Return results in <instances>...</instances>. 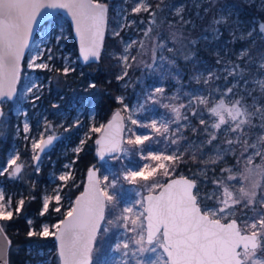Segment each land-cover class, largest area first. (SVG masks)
<instances>
[{
	"label": "snow or ice",
	"instance_id": "6c2138e0",
	"mask_svg": "<svg viewBox=\"0 0 264 264\" xmlns=\"http://www.w3.org/2000/svg\"><path fill=\"white\" fill-rule=\"evenodd\" d=\"M208 5L209 7L204 8L205 13L214 8L215 11L212 15L211 23L205 30L206 32L210 33L213 38L219 39L220 28L218 26H225L231 30L234 40L250 41L249 45L242 49L237 57L241 61L247 58V68L241 67L240 64H235L230 60L217 59L216 62L218 64H224L223 70L226 73L224 78L227 79L228 76H231L246 80V76L250 74L253 67L264 71V51H260L258 56L250 55L253 45L257 43V39L264 42V22L245 31L238 17L235 20L232 19L234 12L230 6L221 3L217 7V0H208ZM195 7H201L199 0H197ZM41 8L66 9L71 15L76 26V32L80 37V51L84 61L87 62L90 58L99 59L108 12V5L106 3H102L100 0H0V105L5 100H12L16 94L15 86L20 79L21 60L24 55V49L28 47L33 25L36 23ZM150 8L151 6L147 3V0H137L132 12H149ZM184 10V5L177 7L175 9L176 15L181 16ZM150 14L153 17L156 15L155 12H151ZM181 20L183 24L194 25L195 23L191 19L184 20L182 16ZM152 22L155 23V20ZM151 31L152 29L149 28L145 32V36ZM115 35H119V32H116ZM171 39L174 43L179 42L181 45H184L186 38L183 33L173 32ZM203 39L207 41L209 36L205 35ZM196 43L197 41L194 39L188 41L190 45H195ZM131 47V42L126 44L123 49L124 54L120 56L125 69L131 67V64L128 63ZM157 47L164 49L165 44H158ZM141 48H143V43H141ZM155 51L156 48H153L154 63ZM167 51L172 52L173 49L167 48ZM217 56L219 57L218 53ZM36 59H41L39 53L29 64V67L51 70L47 63L36 64ZM131 59L135 61V56H132ZM165 59L161 57V68ZM184 59L194 61L195 53L191 49H188L184 54ZM257 59L259 60L258 64ZM169 63L174 64L175 61L170 60ZM63 71L67 74L69 69L65 68ZM127 75L128 73L125 70L117 79L123 80ZM214 75V73H209L205 79V83L212 80ZM215 78L220 79L221 77L216 76ZM195 79L199 82L200 76L197 75ZM253 82L261 94L262 102L257 104L255 97H253L252 111L249 110L248 105L244 102V95L228 103L225 102L224 98H220L213 101L211 107H208V96H195V102L198 105H203L210 116L215 118L210 123L211 128L218 132L222 125H227L224 129L226 132H239L241 134L235 140L228 139V144H242V156L247 152L248 148L256 150L253 154L247 156L245 161L246 167L238 174L242 181L238 187L239 198L225 185L223 186L224 198L219 201L222 206L205 208L202 211L201 207L197 204V196L192 191L196 186L195 181L181 177L166 185L159 182L142 185L143 187H147L149 193L157 187L163 188V191L157 196L151 194L147 196V206L142 212L138 213L136 219H131V217L126 215L127 213H131L133 208L124 207L122 214L116 216L115 219L107 221L109 225H118L119 221H124L122 227L128 229V221L131 219L132 227L130 230L137 233L134 240L131 241L136 246L135 250L130 249V244L126 241L117 243L115 246L116 251H120L123 248L126 250L123 252V256L128 257L131 255L135 257L137 252L140 254L147 251L155 252L156 247H153V245H156L163 249L167 259L161 256L159 260L153 261L152 264H264V215H260L252 221H245L243 229L234 219L227 224L221 223V219L226 218L230 214L226 211L227 209L244 201H246L245 207L253 205L257 196L256 190L261 186L262 181H264V134L257 135L256 141L251 144L248 139L241 140V136L248 135L243 126L247 125L249 128L256 127L252 123V119L257 117V114L261 121L259 126L264 129V78H256ZM31 87L38 86L32 84ZM91 87H95V84H92ZM234 88H239V83L234 84L232 87H227L226 90L221 92V97L233 94ZM155 92L163 93L164 88L158 87L155 89ZM247 95L252 96V92L248 91ZM36 98L39 99L38 96ZM171 99H176V97H172ZM118 100L123 104V97H119ZM158 102V100L153 99V103ZM192 103L193 100L190 98L189 104ZM163 107L170 108L175 114V122L179 124L182 118L181 109L186 107V105L163 104ZM125 110H127V106H125ZM3 115V108L0 106V117H3ZM25 115L27 114L25 113ZM192 115H197L196 111H193ZM183 118L187 119V116L184 115ZM122 119L120 112L117 111L113 117V122L107 126L109 131L103 140L107 142V150L110 152L120 150L121 133L123 131ZM128 119L131 120L133 125L150 128L157 134L162 135L169 131L168 123H160L159 126L155 120L150 124L141 123L133 119L131 115ZM199 122L200 124H205L207 121L201 118ZM161 129H163V132H161ZM100 130L99 128L92 129L94 132ZM23 131L25 133L30 131L27 122L24 124ZM209 137L208 144L217 139L215 133H209ZM56 139L57 137L54 135H48L45 139L43 134H41L38 140L32 139V159L39 162L41 157L37 153V149H39V153H44ZM151 139L152 136L150 134L132 132L127 143L129 145H144L145 141ZM171 142L179 144L178 139H172ZM96 143L102 144V140H97ZM80 150L79 147L75 149L76 152ZM140 152L142 160L159 163L156 165L145 163L135 170L126 171L123 179L131 184H136L138 180L148 181L154 177L158 169H163V175L168 176L169 170L164 161L175 162L183 160V154H177L179 150H175L172 154H163L152 151L151 146H149L148 150L141 148ZM99 154L100 158L103 159L104 147L101 148ZM254 157H260L261 163L251 167L254 164ZM222 158L223 155L217 153L216 157H210L204 163H216L217 160ZM20 159L19 153L14 152L6 161L5 166L0 167V175L7 173L10 179H17L24 169L23 163H17ZM192 159H196L195 155L192 156ZM9 169H11L10 172L8 171ZM224 171L229 173L227 180L231 181L237 178L233 174L232 169L226 168ZM70 175V173H67L60 176L59 179L66 180ZM94 178L95 172L90 171L88 190L76 200V207L67 211L66 218L52 226L55 228V232H50L46 224L42 226L40 231L32 229L28 232L30 237L39 236L45 238L54 236L58 241V256L61 264H91L93 245L98 232H100L101 222L105 220L106 202L115 200V196L110 195L107 190L100 188V181ZM107 179L108 177L105 176L104 180L107 181ZM110 186L115 188L116 180ZM52 199L59 204V194L43 198L41 215L48 211V204ZM24 204L25 200L19 199L16 202L15 208H13L11 196L6 199L3 188H0V221H11L14 218V213L19 215ZM261 204L264 206V200L261 201ZM54 210L59 212L60 208L56 207ZM145 213H147L146 216ZM221 213L224 216H220ZM141 216L145 217L146 225L143 222L137 225V220ZM28 223L31 225L33 221L29 220ZM137 227L140 229L139 232H137ZM107 230L105 228V231ZM2 232H4V226L0 224V233ZM122 264H128V261L125 260ZM137 264H143V262L137 261Z\"/></svg>",
	"mask_w": 264,
	"mask_h": 264
},
{
	"label": "rangeland",
	"instance_id": "374dc122",
	"mask_svg": "<svg viewBox=\"0 0 264 264\" xmlns=\"http://www.w3.org/2000/svg\"><path fill=\"white\" fill-rule=\"evenodd\" d=\"M126 4H120L116 8V25H115V33L119 32V34H123V41L124 46L126 44L132 43V47L130 49V56L128 63L133 65V60L131 59L132 56L139 54L142 58L145 55H148L147 51L151 44H148L147 38L145 36V32L148 31L149 28H152L153 25H156L158 21L161 19L159 18V9L153 10L152 5L155 3L154 0H147V3L151 6L150 13L155 12V17H151L150 20L145 21L143 17H139L143 14L144 11L140 13H133L132 9L135 6L137 0H126ZM197 0H179L175 5L168 6V11L165 12L166 17H174V23H181L182 26L187 27L191 24H183L181 20V16L184 20H193L196 23V17L201 14V10L204 3H208V0H199L201 5L200 8L195 7ZM229 5L234 15L232 17L233 20L239 18V21L244 26L245 31L250 28L257 26L259 23L264 22L262 20L257 19V24H250L245 21L241 17V11L236 6L237 4ZM181 5L185 6L184 12L181 16H177L175 9ZM163 7V6H162ZM161 7V11L163 8ZM199 13V15H197ZM155 20V23L152 21ZM212 16L210 18L209 23H211ZM150 21V22H149ZM176 21V22H175ZM109 22V20H108ZM194 23V25H195ZM192 25V26H194ZM220 28V36L222 35V28L225 26H218ZM108 28V27H107ZM226 29L231 33V30L226 27ZM167 34H163L162 31L157 32L154 34V45L152 46V56L153 48H156L155 51V63L149 68H143L142 72L138 76H131L129 74L130 68L125 69L128 73L127 76L124 77L122 80L123 86L126 89H130L131 92L122 94L120 97H123V113L125 114L126 118V131H125V139L123 150L120 155L109 157L104 161H98L96 167L100 170L101 176V186L102 189H105L109 192L110 195L115 196V200L112 202H107L106 204V215L105 220L103 221L99 235L96 239V244L92 252V262L91 264H122L123 261L127 260L128 264H137V261H142L143 264H152L153 261L159 260L161 256L164 259H167L165 253L163 252L162 248H159L156 245V251H147L143 254L137 252L135 257L129 255L128 257L123 256V252L126 251L125 249L121 248L120 251L115 250V246L117 243L129 242L130 249L135 250L136 246L131 243L132 240L136 237L137 233L132 232L130 229L132 227L131 219H136L138 213L142 212L145 208V195L149 193L147 187H143L142 185L145 184H153L159 182L160 184H164L167 178H172L175 175V170L172 168L175 162L173 161H164L166 166L169 170V175H163V169H158L157 173L154 175L153 178H150L148 181L138 180L136 184H131L128 181L123 179V175L126 171L135 170L136 168L142 166L145 163H150L152 165H156L159 162L156 161H145L141 159V152L140 149L143 148L145 150L149 149L151 146L152 151L156 153H163V154H172L175 150H179L177 154H183L182 144L187 138L186 130L187 129H195L196 125L192 120V113L190 114L189 109L192 105H196L199 109L193 111H199L197 114L199 115V119L204 118L209 121L208 125L210 127V123L215 120L214 117H211L210 114L205 110L203 105H198L195 102L196 95H204L209 97V105L211 107L213 101L218 100L220 98H224L225 102L228 103L233 99H239L241 95L245 96V103L248 105L249 110L252 111V105L254 103L253 97H255V102L260 104L262 102L261 94L253 82L256 78H264V71L258 70L254 68L253 73L246 77V80H242L239 77H233L234 80L230 82V77L228 76L225 79L226 73L224 72V64L221 63V66H215V68L203 69L197 75L200 76L199 82L196 80V86L191 87L187 81H185L184 74L182 73L180 67L178 66V58L181 56L184 59V54L188 49H191L194 52V47L200 40H204L203 37L205 35L209 36V41H213L215 38L211 36L210 33L204 34L202 37L193 38L189 36H185L184 45H181L179 42H173L171 39V34L175 32V30H167ZM138 33H142L141 37ZM150 33V32H149ZM148 33V34H149ZM177 33H181L178 30ZM107 34V31H106ZM66 35V28L63 24L59 21H48L45 25H43L39 31L35 35V39L33 44L25 55L24 60L27 62V70L25 71V66L22 67L21 77L18 83V92L17 96L13 101H18L19 103L14 106L13 110L18 114L22 115L23 118V126L25 122L29 124L31 130V117L30 114L27 112L25 108L22 107L21 104L26 102L34 103L32 107H37V112L35 113L34 119L38 120V128L40 129L39 134H31L29 131L28 133L24 132V141L30 138L38 140L43 134V136H47L50 134H60L58 129L63 127L61 132L62 136L64 137V142L60 149V161L58 158H51V156H47L44 158L42 164L40 166H36L35 170H30L25 166L23 162L20 160L17 161L18 164L23 163L24 169L20 173L17 179H10L9 176L4 174V178L7 182H21L24 184H30L32 181L33 173L41 172L42 168L45 164L50 162V172H49V179L50 185L48 186V190L46 192V196H55L59 194L60 201L59 204L52 199L49 201L48 208L51 202H54L57 207L61 204V195L60 190L65 182L72 178V162L70 161L71 153H73L77 146L75 143L78 139L81 142L82 139L88 133V130L93 128L101 129L98 131L99 133L102 131L104 125L97 126L95 125L94 121V111L89 106V101L84 99H79L78 101H73L70 103H60L55 102L53 104V111L49 115L48 110L44 106H40L38 100L41 98L43 89L48 84L44 79L43 74L39 73V68L29 67V64L33 61V59L39 53L41 55V59H36L35 63H47L49 67H52L54 61H58L67 69H73V66L76 65L77 59L72 55L70 49H67L66 43L63 38ZM150 35V34H149ZM151 39V38H150ZM196 40L197 43L195 45L188 44L190 40ZM216 41V51L220 54V58L223 60L226 58L228 53L227 46L224 43H220L218 39ZM141 43H143V48H141ZM158 44H165L164 49H160L157 47ZM221 44V45H220ZM167 48H172L173 51H167ZM244 49V48H242ZM241 49V50H242ZM223 53V54H222ZM123 51L121 52L120 56L123 55ZM49 57H51L49 59ZM161 57L166 58L163 61V67L161 68L160 65L162 63ZM80 58V56H79ZM153 60V59H152ZM170 60H174L175 63H169ZM81 61V58H80ZM227 61V60H224ZM81 63H83L81 61ZM259 60L257 59V64ZM239 64V63H237ZM243 65H248V60L244 62ZM241 65V67H243ZM245 68V67H244ZM209 73H214L213 79L205 83V79ZM196 75V76H197ZM195 76V77H196ZM219 76L220 79H216L215 77ZM134 78V80L132 79ZM239 83V88L233 89V94L221 97V92L226 90L227 87H232L234 84ZM32 84H36L38 87H31ZM158 87L164 88L163 93H156L155 89ZM31 89V90H29ZM219 89V91H217ZM251 91L252 96H248L247 92ZM39 97L37 99L36 97ZM151 97V98H149ZM172 97H176V99H171ZM190 98L193 100L192 104H189ZM153 99L158 100V103H153ZM6 103L11 101L5 100ZM12 101V102H13ZM163 104H171L179 106L180 104L186 105V107L181 109L182 118L177 124L175 122V114L170 110V108L163 107ZM55 105V107H54ZM65 105V106H64ZM2 106V105H1ZM125 106H127V110H125ZM3 108V106H2ZM25 113L27 115H25ZM132 116L133 119H136L138 122L150 124L154 120L157 122L158 126L160 123H168L169 131L167 133L157 134L150 128H143L139 127L138 125H133L131 120L128 119L129 116ZM186 115L187 119H184L183 116ZM4 116V115H3ZM3 118V117H2ZM1 123V122H0ZM252 123L256 125V130H254V142L256 141L257 135L264 134V129H262L259 125L261 124L260 119L254 117L252 119ZM78 124V126H77ZM227 125H222L219 132L223 134V136L230 137L235 140L237 136L241 134L239 132H226L224 129ZM245 132H247V127L243 126ZM131 130V132H130ZM211 130V131H210ZM210 132H212L213 128L210 127ZM75 131H77L76 134ZM216 131V130H215ZM135 132L137 134H150L152 139L149 141H145L144 145H129L127 140L130 138L131 133ZM163 132V129H161ZM248 133V132H247ZM5 133L0 134V140L4 139ZM246 136H241L245 138ZM134 138V137H131ZM248 138V137H247ZM172 139H178L179 144H173L171 141ZM194 140L191 141L193 144ZM189 143H185L188 146ZM255 149H251L248 152V155H251L255 152ZM14 152H18L17 148H13L9 154V158ZM19 153V152H18ZM20 155V154H19ZM8 158V159H9ZM261 163L260 157H254V164L251 167H254L256 164ZM67 165V167H66ZM246 166L243 167V169ZM38 168V170H37ZM28 169V171H27ZM243 169L240 171L242 172ZM9 172L11 169L8 170ZM205 172V171H203ZM233 172V171H232ZM240 172H233L234 175L237 176L234 180H227V175H219L215 181H212L213 187H205L207 184L211 183L209 181L204 182V186L200 189H196V195L199 199L200 205L202 209L205 208H217L220 205L219 201L223 199V186H228L229 190L234 193V195L239 198L238 187L241 185L242 181L239 178ZM70 173V177L66 180L59 179L60 176ZM182 175V174H181ZM107 176V181L104 180V177ZM177 176V175H176ZM116 180V187L112 188L110 185L112 182ZM264 181H262L261 186L256 190L257 196L255 199L256 201L264 200ZM263 187V188H262ZM5 193L6 199L11 196L13 200V208L16 206V202L19 199H24V191L23 192H14L8 191L7 187H2ZM160 188H154L151 192H157ZM262 191V192H261ZM260 194V195H259ZM214 199V202L211 200ZM142 202V203H141ZM246 201L242 202L245 203ZM240 204L235 205L232 208L227 209L226 211L230 213L227 215L226 218L221 219L224 222H227L231 219H238L240 222L245 221H252L258 218L260 215H264V212L260 214L256 218H247L242 219L241 216L239 217L238 214L240 211L243 210ZM124 207H132L133 211L131 213H127L131 219L128 221L129 228L125 229L122 227L124 221H119L118 225H109L107 223L110 219H115L116 216L122 214V210ZM146 216V213H145ZM220 216H224L223 213ZM219 218V217H217ZM143 222L146 225V220L144 216H141L139 220H137V225ZM2 223V222H1ZM48 225L50 232H54L55 228L52 226L57 224L51 223L49 220H45L43 225ZM42 225V226H43ZM244 225L241 226L243 229ZM105 228L108 230L105 231ZM140 229L137 227V232ZM106 240V245L104 252L99 254L101 251V247L103 242ZM58 256V250L54 251L53 248H36L33 250V264H54L55 263V256ZM58 260L60 262L59 256Z\"/></svg>",
	"mask_w": 264,
	"mask_h": 264
},
{
	"label": "trees",
	"instance_id": "16d2710c",
	"mask_svg": "<svg viewBox=\"0 0 264 264\" xmlns=\"http://www.w3.org/2000/svg\"><path fill=\"white\" fill-rule=\"evenodd\" d=\"M100 1L108 5L109 22L104 48L98 63H81L79 58V48L71 23L62 14L56 15L44 23L45 25L51 20L59 21L63 24L66 28V35L63 39L66 43L67 49H70L72 55L77 59V62L76 65L73 66V69H70L67 74L63 71L65 67L57 60L54 61L52 67H49L51 70H40L39 73L43 74L48 85L44 87L42 96L38 100L41 107L44 106L47 108L49 115L55 113V111H53V104L55 102L59 101L60 103L65 102L67 104L73 101H78L79 99L88 100L89 106L95 113L94 123L97 126L105 125L117 109L123 111V104L119 102L118 98L122 94L131 92L130 89H126L123 86L122 80L117 79V77L125 71L120 60V54L123 51L124 46V37L123 34L115 35L116 8L120 4H126L127 1ZM154 2L152 8L153 10L159 9V18L161 20L158 21L156 25H153L151 28L152 31L149 33L150 35H147V42L148 44H151L147 51L148 55L141 58L140 55H136L135 52V61H133V65L129 70V74L133 77L140 75L143 68H149L153 64L152 46L154 45L155 33L162 31L163 34L166 35L168 32L167 30L172 28L175 32L180 30L185 36L193 38L202 37L207 33L205 30L208 28L210 18L215 11L214 8L208 13H205L204 8L209 7V5L208 3H204L201 14L196 17L195 25L184 27L181 23H174L176 18L165 16V12L169 10L168 6H172V4L175 5L179 0H154ZM221 3L227 6L231 5L230 3L237 4L236 6L241 11V17L250 24H257V19L264 21V0H250V2L249 0H217V7H219ZM161 7L163 8L162 11ZM139 17H143L145 21H147L150 20L152 15L149 11L143 12ZM221 30L222 35L218 40L220 43H224L228 49L226 58L223 60H230L235 64L239 63L240 65H243L247 58L241 61L237 57L241 49L247 47L250 41L234 40L226 27H223ZM141 34L142 33H138L140 37ZM260 51H264V42L257 39V43L253 45L250 55L258 56ZM194 53V61H184L181 56L178 58V66L185 75V81H187L191 87L196 86L195 76L201 70L221 66V64L216 62L217 59L220 58V54L218 57L215 39L213 41L200 40L194 47ZM22 64L25 66V71L28 72L26 60H23ZM243 67L247 68L248 65H243ZM253 71L254 68L251 69L250 74L246 77H249ZM132 79L134 80V78ZM229 79L230 82L234 80L233 77H230ZM92 84H95V87H91ZM18 103L19 100L11 101L9 103L4 101L2 103L4 116L0 123V134L5 133V137L0 140V167L5 166L11 150L17 148L21 157L20 161L25 164L29 171L35 170L36 166L32 159L33 152L31 140L28 138L24 141L23 137L24 126L22 115L13 110L14 106ZM33 104L34 103L26 102L21 105L27 110L32 118L31 134H39L40 129L38 128V120L34 119L38 108L32 107ZM193 109L198 110L199 108L196 105H192L189 109L190 114L193 112ZM198 112L199 111H196V113ZM198 117V114L195 116L192 115V120L194 121L196 128L187 129L185 131L187 138L181 146L184 151L183 160H177L172 168L175 170L174 176L182 174L191 177L196 180L197 188L200 189L204 186L205 181L211 182L205 187H213L212 181L219 178V175L221 174L227 175V172L224 171L226 168L232 169L233 172H240L243 167L246 166L245 161L248 152L252 148H248L247 152L242 156V144H228L227 140L233 139V137H225L221 132L215 130L210 132L211 130L208 125L209 121L205 119L207 122L205 124H200V119ZM245 127L248 129V135L241 140L248 139L251 144L255 140L253 132L256 130V127L249 128L247 125H245ZM62 130L63 127L58 129L61 139L54 150L47 155L51 156V158H58V161H60L59 153L61 146L65 141L61 134ZM76 133L77 131H75L74 134ZM209 133H215L217 136V139L213 140L211 144L207 143L210 138ZM99 134V132H94L90 129L82 139L83 143H81L79 139L77 142H72V144L75 143V146H77L76 148L79 147L81 150L79 152L74 151L71 153L70 161L72 162V178L65 182L60 190L61 204L59 206V212L54 210L57 206L54 202H51L48 211L43 215L40 214L43 207V198L46 196L48 186L50 185V162L44 165L41 172L33 173V177H31L32 181L27 185L18 181L7 182L3 179L4 176L0 175V188L6 186L8 191L10 190L17 193L24 191L25 193V204L19 215L14 213V218L11 221H1L11 239L9 264H33V250L36 248L51 247L56 251L57 246L54 236H48L45 238L39 236L30 237L28 232L32 229L40 231L45 220H49L51 223H59L66 216L67 211L74 207L77 195L83 191L87 172L92 166L96 167L97 162L99 161L95 153L96 139ZM192 140H194L193 144H191ZM185 143H189L188 146L185 145ZM217 153L222 154L223 158L217 160L216 163H204V161H208L210 157H216ZM193 155L196 157L195 160L192 159ZM168 179L169 178H167L166 181ZM211 201L214 202V199ZM245 204L246 202L239 205L243 208L238 214L242 219L256 218L264 212V206H262L261 200L256 201L253 205L247 207H245ZM29 220L33 221L31 225L28 223ZM240 225L243 226L244 222H240ZM105 245L106 240L103 242L99 254L104 252ZM54 264H60L57 254L55 256Z\"/></svg>",
	"mask_w": 264,
	"mask_h": 264
},
{
	"label": "water",
	"instance_id": "95a60500",
	"mask_svg": "<svg viewBox=\"0 0 264 264\" xmlns=\"http://www.w3.org/2000/svg\"><path fill=\"white\" fill-rule=\"evenodd\" d=\"M100 2H101V1H100ZM102 3H104V2H102ZM58 14H62V15H63L64 17H66V18L70 21V23H71V27H72V29H73V32H74V35H75V38H76V41H77V45H78V48H79V54H80L81 61H82L83 63H85V64L98 63V62L100 61L101 54H102V51H103V48H104L105 38H106V31H107V27H108V12H107L106 23H105L104 32H103V38H102L101 46H100V56H99V59L96 60V59H94V58H90L87 62H85L84 59H83V56H82V54H81V51H80V37H79V35H78L77 32H76V26H75V23H74V21L72 20L71 15L67 12V10H66V9H59V8H55V9H53V8H41V9H40V13H39V15L37 16L36 23L33 25V31H32V35H31V37H30V39H29V41H28V47H26V48L24 49V55H23V58H22V60H21V71H22V67H23V64H22V63H23L24 57H25V55L28 53V51L30 50V48H31V46H32V44H33V41H34V39H35V35H36V33L39 31V29L44 25V23H45L47 20H49L50 18H52V17H54V16H56V15H58ZM20 77H21V72H20ZM19 80H20V79H19ZM18 83H19V81L17 82V84H16V86H15V87H16V94H15L14 98H13L12 100H10V101H13V100L16 98V96H17V92H18ZM0 106H1V105H0ZM117 111L120 112V115H121V117L123 118L122 121H121L122 124H123V131H122V133H121L122 140H121L120 150L115 151V152H110V151L107 150V148H108V146H107V142L104 141L103 138H104V137L106 136V134L108 133L109 130H108V127H107V126H108L109 123L113 122V117L115 116V113H116ZM1 119H2V117H0V122H1ZM125 131H126V118H125V114L123 113L122 110L117 109V110L113 113V115L111 116V118L105 123V125H104L102 131L100 132L99 136H98L97 139H96V141H97V140H102V144H97V143H96V149H95V153H96V156L98 157L99 161H104V160H106V159L109 158V157L118 156V155L121 154V152H122V150H123V145H124ZM50 135H54L55 137H57V139L53 141V144H52L48 149H46V151H45L44 153H39V149H37V153L40 154L41 159H40L39 162H36V161L33 160V163H34L35 166H40V165H41V163H42V161L44 160V158L54 150V148L57 146L59 140L61 139V135H60V134H50ZM47 136H48V135H47ZM47 136H45V139L47 138ZM102 147H104V156H103V159L100 158V154H99V153H100V150H101ZM90 171L95 172V178H94V179L100 181L99 187L102 188V186H101L100 170H99V168H97V167H95V166H92V167L89 169V171L87 172L86 181H85V185H84L83 191L77 195L76 200H77L78 198H80V197L84 194V192H85L86 190H88V188H89V172H90ZM181 177H184V178H186V179H188V180L195 181V185H196V186H195V188H193L192 191H193V194L196 195L197 182H196L195 179H193V178H191V177H188V176H186V175H177V176H174V177L168 179V180L164 183V185L170 183V182L173 181V180L180 179ZM162 191H163V188H160V190L157 191V192L147 193V194L145 195V207L147 206V203H148L146 198H147V196H148L149 194H151V195H153V196H157V195H159V193L162 192ZM196 196H197V195H196ZM76 200H75V202H76ZM106 204H107V202H106ZM197 204H198V206L201 207L198 197H197ZM74 207H76V203L74 204ZM201 209H202V207H201ZM202 211H203V209H202ZM105 215H106V207H105ZM146 215H147V213H146ZM65 218H66V216L63 218V220H64ZM231 220H233V219H231ZM231 220H229V221H227V222H224V221L221 220V223H223V224H227V223H229ZM234 220H236V221H237V224L241 227V225H240V221H239L238 219H235V218H234ZM102 223H103V221L101 222V225H102ZM146 223H147V222H146ZM0 224H2L1 221H0ZM100 228H101V226H100ZM161 231H162V230H161ZM98 235H99V232H98V234H97V236H96V239H97ZM9 242H10V243H9ZM55 242H56V246H57V250H58V241H57L56 239H55ZM95 244H96V240H95V242H94L93 249H94V247H95ZM10 247H11V239L9 238V236H8V234H7V232H6L5 228H4V232L0 233V264H9V251H10ZM93 249H92V252H93ZM165 255H166V253H165ZM59 259H60V258H59ZM91 262H92V253H91ZM60 264H61V261H60Z\"/></svg>",
	"mask_w": 264,
	"mask_h": 264
}]
</instances>
